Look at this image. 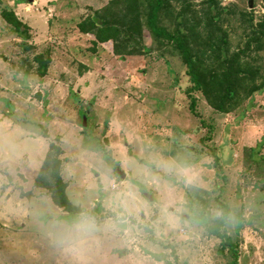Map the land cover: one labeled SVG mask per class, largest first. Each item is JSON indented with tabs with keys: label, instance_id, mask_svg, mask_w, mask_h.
<instances>
[{
	"label": "rangeland",
	"instance_id": "374dc122",
	"mask_svg": "<svg viewBox=\"0 0 264 264\" xmlns=\"http://www.w3.org/2000/svg\"><path fill=\"white\" fill-rule=\"evenodd\" d=\"M111 1L0 0V264H231L208 229L221 214L218 195L231 208L226 231L239 263L264 264V89L249 91L264 79V0L252 9L249 0H219L228 53L253 78L227 113L190 90L180 53L145 26L149 51L121 55L80 30ZM204 4L172 0L165 19L175 28L185 12L181 25L192 28L196 53H206L209 78L220 65L207 56L216 33ZM5 8L30 26L28 42L1 16ZM18 127L63 146L67 194L81 214L33 187L42 158L29 167L17 160L36 150ZM21 187L45 199L29 212ZM82 218L92 229L81 243L73 225Z\"/></svg>",
	"mask_w": 264,
	"mask_h": 264
},
{
	"label": "trees",
	"instance_id": "16d2710c",
	"mask_svg": "<svg viewBox=\"0 0 264 264\" xmlns=\"http://www.w3.org/2000/svg\"><path fill=\"white\" fill-rule=\"evenodd\" d=\"M172 0H112L110 5L103 10H97L88 15L79 23V28L84 33H90L96 37L95 41L100 43L112 42L114 52L121 54H136L142 51H149L144 44L143 29L148 28L152 36L159 41H167L174 45L180 53L187 66V74L193 84L190 90L203 91L210 96L209 100L214 102L218 110L224 113L231 111L234 103V96L238 94L239 86H245L247 69L237 60L232 59L228 53L225 31L219 24L221 17V6L219 0H205L203 11L206 17L207 27L216 33V40H211L210 48L212 53H207L210 59L216 58L220 67L217 72L212 73L208 78L202 70V59L206 56L203 53L201 58L191 42L192 28L185 29L181 23L186 21L185 12L179 14V19L175 28L166 24V13ZM1 16L8 22L14 31L18 33L25 42L31 38L30 26L22 22L12 9H2ZM252 18V16H251ZM186 23V22H185ZM188 25V24H187ZM206 58V57H205ZM39 63V74L45 76L47 73V63H44V56H36ZM215 60V59H214ZM239 60V61H238ZM253 80V78H251ZM253 84L249 91L264 89V79L257 86ZM255 88V89H254ZM190 94V93H189ZM213 96V97H211ZM195 100L192 103V107ZM197 115L198 112L193 109ZM62 147L52 141L47 157L42 165L41 171L36 177L35 186L45 188L50 192L53 203L62 208L70 215H78L83 211L80 206L75 205L69 198L66 190L68 182L62 176L63 159ZM219 165V164H215ZM214 200L220 207V216L213 219V223L208 225L211 235L221 239V248L230 251L233 257L231 264H240L238 257V243L226 231L227 224L231 216V208L221 201L220 196Z\"/></svg>",
	"mask_w": 264,
	"mask_h": 264
},
{
	"label": "crops",
	"instance_id": "0c3cea01",
	"mask_svg": "<svg viewBox=\"0 0 264 264\" xmlns=\"http://www.w3.org/2000/svg\"><path fill=\"white\" fill-rule=\"evenodd\" d=\"M12 124H14L15 126H16V123L14 122V121H12L11 122ZM18 131H19V134H21L20 135V137L22 138V139H24L23 140V144H26V141H32V142H35V144H36V150L34 151V154H24V155H22L21 156V154L20 155H17V153H16V155H15V157L17 158V160H19L20 158H24L25 160H26V165H25V167L26 166H28L29 167V165H30V160H31V158L33 159L35 156H37L38 154L40 155L41 154V161H40V165H39V167H38V170H37V172H36V174H35V176L33 177V187L35 186V180H36V177H37V175L39 174V172L41 171V168H42V165H43V163H44V161H45V159H46V157H47V154H48V152H49V149H50V144H51V142L53 141V139H50V137H46L45 136V134H39V135H36L35 134V136H34V134L32 135V136H29L28 137V133L27 132H30V133H33V131L31 132V131H27V130H22V129H20L19 127H18V129H17ZM46 132V131H45ZM44 132V133H45ZM49 138V139H48ZM55 138H57V137H55ZM23 148V147H22ZM62 148H63V146H62ZM21 150V149H20ZM18 152V151H17ZM40 157V156H39ZM62 158V157H61ZM63 160H64V158H62ZM64 165V164H63ZM62 176H63V170H62ZM66 181V180H65ZM35 189H37V190H45L44 188H41V187H34ZM68 188H69V184H68V187H67V190H68ZM67 190H66V192H67ZM34 193H35V191L34 190H32V189H29V190H26V189H24V188H20V191H19V194H21V195H24V196H26L27 198H30V199H28V201H29V208H28V211L30 212V210H31V208L30 207H33V203H34V200H35V202H40V201H43L44 199H45V196H34ZM75 195V194H74ZM41 199V200H40ZM6 200V199H5ZM5 206H3V208H4ZM28 215H30L29 213H28ZM8 218V216H6V219ZM27 219H29V217H27Z\"/></svg>",
	"mask_w": 264,
	"mask_h": 264
},
{
	"label": "clouds",
	"instance_id": "9594fccd",
	"mask_svg": "<svg viewBox=\"0 0 264 264\" xmlns=\"http://www.w3.org/2000/svg\"><path fill=\"white\" fill-rule=\"evenodd\" d=\"M92 229V223L88 218H82L73 225V232L75 238L79 242H83L84 238L89 234Z\"/></svg>",
	"mask_w": 264,
	"mask_h": 264
},
{
	"label": "water",
	"instance_id": "95a60500",
	"mask_svg": "<svg viewBox=\"0 0 264 264\" xmlns=\"http://www.w3.org/2000/svg\"><path fill=\"white\" fill-rule=\"evenodd\" d=\"M249 7H250L251 9L254 7V0H249ZM83 126H84V127L87 126V121H86L85 118H84ZM119 174H120L121 177H125V175H126L122 170H119ZM146 197H147L148 200H150V201H153V199H154L153 196L150 195V194H146Z\"/></svg>",
	"mask_w": 264,
	"mask_h": 264
},
{
	"label": "built area",
	"instance_id": "2783aa9c",
	"mask_svg": "<svg viewBox=\"0 0 264 264\" xmlns=\"http://www.w3.org/2000/svg\"><path fill=\"white\" fill-rule=\"evenodd\" d=\"M113 187L116 188V184L115 183H114Z\"/></svg>",
	"mask_w": 264,
	"mask_h": 264
}]
</instances>
